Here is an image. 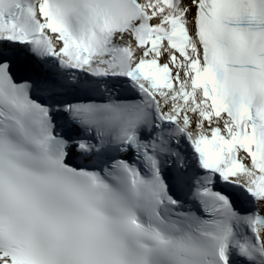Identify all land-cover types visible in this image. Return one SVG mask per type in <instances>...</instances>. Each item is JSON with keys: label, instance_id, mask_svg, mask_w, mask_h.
<instances>
[{"label": "snow or ice", "instance_id": "snow-or-ice-1", "mask_svg": "<svg viewBox=\"0 0 264 264\" xmlns=\"http://www.w3.org/2000/svg\"><path fill=\"white\" fill-rule=\"evenodd\" d=\"M0 264H264V0H0Z\"/></svg>", "mask_w": 264, "mask_h": 264}]
</instances>
